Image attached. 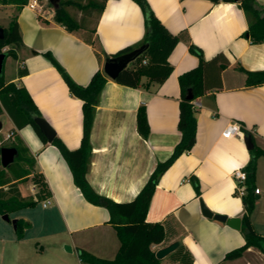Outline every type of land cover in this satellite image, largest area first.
Returning <instances> with one entry per match:
<instances>
[{
	"label": "crops",
	"instance_id": "crops-1",
	"mask_svg": "<svg viewBox=\"0 0 264 264\" xmlns=\"http://www.w3.org/2000/svg\"><path fill=\"white\" fill-rule=\"evenodd\" d=\"M36 1L38 7L31 9L33 0H28L16 13L22 46L14 59L17 70L5 82L24 88L54 137L68 150H75L82 137V101L70 94L56 68L43 55L50 54L80 86H86L96 71L102 72L106 83L89 134L85 178L97 195L114 203L133 201L156 164L168 159L180 141L178 77L199 64L189 48L200 51L205 91L195 99L200 103L196 108V133L190 151L178 157L155 186L146 222L160 223L164 240L152 249L178 244L160 259V264H264V255L255 248H248L237 259L225 260L227 253L244 245L240 229L206 218L201 212L202 204L213 215L241 220L244 208L235 193L232 174L251 158V150L243 143L245 132L250 134L253 148L264 152V83L245 84L246 72L264 70V42L253 44L244 36L248 25L239 1L146 0L166 30L178 37V43L168 57L172 66L168 78L149 86L143 78L138 88L117 84L103 73L107 56L135 48L143 40L144 15L134 0H106L93 26L72 33L55 23L53 14L44 17L47 8ZM253 1L256 7H264V0ZM18 70L26 72L19 76ZM140 105L146 109L150 130L147 139L136 130ZM1 117L6 118L10 129L7 140L20 142L35 160L34 171L27 179L41 177L46 185L48 194L40 209L46 235L66 237L71 252L74 249L76 254L81 249L97 258L112 259L119 241L108 211L84 199L67 164L50 142L44 144L29 125L17 129L4 110ZM232 122L239 124L241 135L223 138L222 132ZM190 177L199 184L198 196ZM37 185H31L26 196L35 197ZM252 185L258 194H254L250 222L255 233L264 237V155L255 160ZM18 219L29 223L30 228L34 226L24 216ZM2 230L9 242H18L15 233Z\"/></svg>",
	"mask_w": 264,
	"mask_h": 264
},
{
	"label": "trees",
	"instance_id": "trees-1",
	"mask_svg": "<svg viewBox=\"0 0 264 264\" xmlns=\"http://www.w3.org/2000/svg\"><path fill=\"white\" fill-rule=\"evenodd\" d=\"M144 15L145 33L142 42L135 48L127 47L114 55L106 58H115L132 52L142 46L145 50L130 65L122 70L115 83L130 88H138L142 79H146V86L150 84L159 85L168 78L172 72V66L168 57L176 44L178 37L169 33L151 11L146 0H134ZM216 4L220 1L234 3L233 0H209ZM106 0H86L81 5L75 0H61L54 10L53 21L63 26L67 32L72 33L79 29H88L85 17L79 20L72 17L67 8L74 7L82 11L84 15L96 13L97 17L102 12ZM28 0H0V6H13L19 11L26 6ZM239 6L242 8L247 20V30L244 33L251 43L264 42V7H256L253 0H241ZM96 17V19H97ZM3 29V38L0 39V53L5 58H16V51L22 46L17 22L14 19L7 28ZM8 48L6 51H3ZM195 54L199 64L194 69L181 74L178 77L180 87V101L177 130L180 134V141L174 147L171 155L164 162H158L155 169L149 176L147 182L137 194L135 199L129 203H114L104 197L97 195L88 185L85 175L88 168L90 156L89 134L95 115L99 95L106 83V79L100 70L96 71L86 86L75 84L64 70L56 63L53 57L46 53L43 56L56 68L63 81L68 87L70 94L82 101V137L80 145L75 150H68L62 142L54 137L49 143L54 146L67 164L73 179L74 185L78 188L84 199L96 206L104 207L109 213V223L113 226L119 241L118 249L112 259L97 258L84 250L78 249L77 254L82 264H160L156 259V251L153 246L161 244L164 240V230L160 223L146 222V213L152 198L155 186L160 176L174 163V161L191 149L190 141L196 133V108L192 102L204 94L202 79L203 59L199 50L189 48ZM25 70H18L19 76L25 74ZM264 83V70L258 72H246V86L261 85ZM190 92L191 98L187 95ZM3 110L10 117L17 129L24 126H31L37 136L44 144H47L44 136L34 124V118H40L36 107L22 87L14 83H6L0 73V115ZM136 130L144 139L149 135V126L146 119V109L140 105L136 112ZM248 133V132H245ZM10 137V135H9ZM4 147L0 145V149ZM12 148L17 151V156L12 164L4 170L0 168V215L21 209L34 207L37 202L43 200L48 194L46 185L42 178L36 183L39 186L35 197H22L17 184L23 182L33 173L35 160L29 155L26 148L20 142L12 143ZM251 158L243 168L246 173V193L241 197L244 214L241 217L240 233L244 239V245L227 253L225 260L239 258L248 248H255L264 255V237L259 236L253 230L250 222V214L254 208V193L252 181L255 171V160L264 155V152L254 147L251 151ZM15 163V164H14ZM14 164V166H12ZM196 195H199V184L194 177L189 179ZM4 187L6 189L4 190ZM30 227L29 223L22 219L15 220L14 233L17 239L23 237V233Z\"/></svg>",
	"mask_w": 264,
	"mask_h": 264
},
{
	"label": "rangeland",
	"instance_id": "rangeland-1",
	"mask_svg": "<svg viewBox=\"0 0 264 264\" xmlns=\"http://www.w3.org/2000/svg\"><path fill=\"white\" fill-rule=\"evenodd\" d=\"M61 1V0H60ZM84 5L86 0H75ZM38 2L44 6V8L51 7L46 0H38ZM69 14L76 19L85 17L86 24L93 26L96 21V13L91 15H84L82 11L77 10L74 7L67 8ZM17 10L15 7L0 8V28H7L9 23L15 19ZM5 48L3 51H6ZM17 70V63L12 57H7L4 60L2 68V77L6 81L15 74ZM2 128L0 130V145L9 147L12 145V140H7V135L10 132L8 123L5 117H1ZM15 164V163H14ZM14 164L12 166H14ZM0 168L1 165H0ZM4 169V168H2ZM7 170V169H4ZM38 177L29 181V178L17 184V188L24 197L29 193L31 185L37 181ZM37 187H39L37 185ZM42 206V200L37 202L34 207L20 211L19 213H10L8 216L9 221H3L0 215V264H79L77 254L72 249V252L66 251L65 247L69 245V241L66 237L58 234L57 237H50L46 235V226L43 225L44 213L40 210ZM22 216L28 218L31 222H34L32 228H28L24 231L21 239L13 240L9 242V238L3 232V228L9 229L11 234L13 232L12 221ZM17 239V238H16ZM73 248V247H72Z\"/></svg>",
	"mask_w": 264,
	"mask_h": 264
},
{
	"label": "water",
	"instance_id": "water-1",
	"mask_svg": "<svg viewBox=\"0 0 264 264\" xmlns=\"http://www.w3.org/2000/svg\"><path fill=\"white\" fill-rule=\"evenodd\" d=\"M48 4L51 6L47 8L44 12V17H51L54 10L58 6L60 0H46ZM234 2H238L240 0H233ZM3 38V29L0 28V39ZM146 46H142L138 49L133 50L130 53L115 57V58H106L103 65V73L111 80H115L119 73L124 70L131 62H133L144 50ZM5 60L4 53H0V73L2 72L3 62ZM187 98H191L190 92L187 95ZM34 124L37 126L39 132L46 138L48 142H51L54 138V132L50 129V127L40 118H34ZM1 128V124H0ZM193 140L190 141L192 144ZM243 143L248 151L253 149V143L251 141V136L248 133H245L243 136ZM17 156V151L15 148L11 147H2L0 149V165L2 168H7L10 164L14 162V159ZM201 212L202 215L206 218H212L215 221L220 223H224L230 228L235 230L240 229L241 220L239 218H226L225 216L221 215H213L208 209H206L201 204ZM2 219L4 221H9L7 215H3ZM14 222L12 221V225L14 227ZM178 246L177 243L170 244L167 247L161 248L156 251L155 257L156 259L160 260L164 258L169 253L173 252L176 247ZM66 251L71 252V248L66 246Z\"/></svg>",
	"mask_w": 264,
	"mask_h": 264
},
{
	"label": "built area",
	"instance_id": "built-area-1",
	"mask_svg": "<svg viewBox=\"0 0 264 264\" xmlns=\"http://www.w3.org/2000/svg\"><path fill=\"white\" fill-rule=\"evenodd\" d=\"M29 7L31 9H34L38 7L37 1L33 0L32 3L29 4ZM193 106L195 108L200 107V103L198 100H194L192 102ZM241 127L239 126L238 123L232 122L228 124V126L225 128V130L222 132V137L223 138H231L234 136L241 135ZM9 138V135L7 136V139ZM234 181H235V193L239 197H242L246 193V186H245V181H246V173L244 172L243 168L242 169H237L233 172L232 174ZM254 194H258V190L254 189L253 190ZM45 206V205H43Z\"/></svg>",
	"mask_w": 264,
	"mask_h": 264
}]
</instances>
